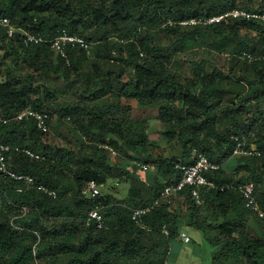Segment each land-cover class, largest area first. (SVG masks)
Here are the masks:
<instances>
[{"label": "trees", "instance_id": "16d2710c", "mask_svg": "<svg viewBox=\"0 0 264 264\" xmlns=\"http://www.w3.org/2000/svg\"><path fill=\"white\" fill-rule=\"evenodd\" d=\"M234 8L262 10L264 0H0V18L17 29V39L7 40L0 26V45L16 43V59L38 72L0 81V116L15 117L28 107L45 111L72 120L82 139L73 151L45 145V134L28 118L0 125V143L44 156L7 152V169L56 192L54 199L36 189L17 192L21 183L0 173V264H165L183 227L207 234L217 248L211 264H264V220L244 208L238 190L264 179V65L240 58L242 52L264 55V22L181 24ZM18 30L44 42L24 46ZM59 33L92 43L90 53L68 45L67 64L50 48ZM199 47L243 62L247 72L231 75L202 61L191 64L190 76L171 71L175 56ZM128 69L133 74L124 79ZM52 79L63 82V92L52 90ZM65 89L73 100L58 102ZM123 98L158 110L166 136L182 151L178 163L189 164L193 151L201 152L220 164L207 177L230 188L202 189L198 205L185 188L175 198L182 199L185 217L171 205L144 215L140 225L132 221L131 210L149 205L180 173L173 159L153 156L144 131H133ZM251 133L257 156H232V137ZM104 146L152 171L142 166L144 179L133 175L113 163ZM114 177L129 186L124 198L83 195L87 182L102 187ZM254 193L264 211V194ZM95 206L105 220L100 230L86 221ZM253 219L260 237L251 235Z\"/></svg>", "mask_w": 264, "mask_h": 264}, {"label": "built area", "instance_id": "2783aa9c", "mask_svg": "<svg viewBox=\"0 0 264 264\" xmlns=\"http://www.w3.org/2000/svg\"><path fill=\"white\" fill-rule=\"evenodd\" d=\"M239 20H255L264 22V9L247 11L241 8H234L225 13L214 15L208 18L191 19L188 22L181 23L182 25H203L210 26L218 23L229 24ZM0 26L5 29L7 40L17 39V29L11 24L10 20L6 17L0 18ZM19 41L24 45H38L43 43L42 37H37L25 30H18ZM78 46L84 50L88 55L92 48V43L86 42L79 36L70 35L68 33H59L53 40L50 41V48L60 58L69 64L67 57V46ZM241 60H246L248 63H252L255 60H259L264 65V55L255 56L250 53L242 52ZM24 118H28L33 121L35 129L41 134H46L49 131V123L51 121L50 116L45 111H36L28 107L22 112L18 113L15 117H3L0 116V125H6L11 120L20 121ZM235 147L232 152V156L243 157H255L258 151L254 143V135L243 134L241 136L232 137ZM104 149L109 151L111 155H115L116 152L109 147L104 146ZM22 152L32 160H43L44 156L32 151L28 148H11L8 145L0 143V173L7 177H10L16 182L21 183V186L17 189V192L28 191L36 189L39 192L51 197L56 198V192L50 190L45 186L39 184L36 186L35 179L29 175L15 174L7 169V152ZM144 169L148 166H143ZM175 168L179 171L180 177L177 180L172 181L169 184L163 185L159 195L153 199V201L144 207H139L131 210V220L140 225V219L144 215H147L152 210L160 206H171L175 198L185 189L189 188L190 197L194 204L198 205L202 202V189H219L225 191L230 186L218 187L216 183L207 177L208 174L216 172L220 169V164L211 162L203 153L197 152L192 155L191 162L189 164L176 163ZM239 192L243 200L244 208L252 212L256 217L264 220V211L259 206L255 198V185L252 182L245 183L239 187ZM83 195L90 198L101 196V187H99L94 181L86 183L83 190ZM101 207L95 206L92 210L88 211L86 221L93 224L96 229H103L105 227V220L100 212ZM26 212V209L23 208ZM162 233L167 236L168 231L165 227L162 229ZM178 238L185 244L190 243V237L187 233L179 231Z\"/></svg>", "mask_w": 264, "mask_h": 264}, {"label": "rangeland", "instance_id": "374dc122", "mask_svg": "<svg viewBox=\"0 0 264 264\" xmlns=\"http://www.w3.org/2000/svg\"><path fill=\"white\" fill-rule=\"evenodd\" d=\"M264 29V24H263ZM254 35V32H250ZM18 51L20 47L15 43L8 45H0V81L15 76H25L29 73L38 74V72L32 70L30 66L23 63V57H18ZM54 53V52H53ZM56 54V53H55ZM205 62L208 69L212 66L228 71L231 75L240 76L246 71L247 66L243 62L231 60L226 54L220 55L207 48L199 47L191 51H187L178 54L174 57V60L170 66L173 73L190 76L191 64L193 62ZM86 64V63H85ZM247 72V71H246ZM124 79L131 78L132 69L126 70ZM52 90L59 94L64 91L63 82L61 80H53L49 82ZM65 96H61L58 102L65 101L70 102L74 96L72 91L66 92ZM122 105L129 106L130 114L129 120L132 123L133 131H144L147 139L149 140L150 152L153 156L161 155L166 159H173L175 163L182 162V151L176 139H170L166 136L167 125L162 123L159 118V112L156 108H144L139 106L136 100L122 99ZM128 126V125H127ZM43 143L52 147H65L73 151L77 150L82 145V139L79 137L78 132L75 130V125L72 120L64 118L58 115H51V121L49 123V131L43 135ZM198 151H193L194 155ZM111 161L121 167H127V171H131L133 175L142 177L144 179L147 172L142 169V166L133 163L135 167L132 168L130 160L123 156L112 155ZM245 160L243 158H237L236 161ZM228 165V164H227ZM148 166V165H145ZM228 169L227 167H225ZM148 170L152 171V168L148 166ZM152 174V172H151ZM159 182V181H158ZM264 182V179H263ZM254 183V182H253ZM255 184V188L261 189L258 183ZM262 185V183H260ZM128 184L120 182L117 177L110 179L106 182V185L101 187V193L105 195H113L116 198H124L128 192ZM182 199L175 200L170 208L180 209L179 213L182 217L186 216L185 206L181 203ZM255 220L249 224L250 232L253 237L259 236V228L257 227ZM263 228V225H260ZM180 231L187 233L190 237V243L185 244L179 238H175L170 242L169 251L165 264H211L212 259L217 252V248L210 244L208 236L202 231L193 230L189 227H183Z\"/></svg>", "mask_w": 264, "mask_h": 264}, {"label": "crops", "instance_id": "0c3cea01", "mask_svg": "<svg viewBox=\"0 0 264 264\" xmlns=\"http://www.w3.org/2000/svg\"><path fill=\"white\" fill-rule=\"evenodd\" d=\"M121 102H122V100H121ZM261 186L263 187L262 193L264 194V182H262V185L261 184L259 185V187H261ZM178 210H180V209H178Z\"/></svg>", "mask_w": 264, "mask_h": 264}]
</instances>
